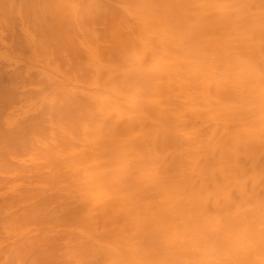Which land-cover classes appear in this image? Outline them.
<instances>
[{
    "label": "bare ground",
    "instance_id": "6f19581e",
    "mask_svg": "<svg viewBox=\"0 0 264 264\" xmlns=\"http://www.w3.org/2000/svg\"><path fill=\"white\" fill-rule=\"evenodd\" d=\"M0 264H264V0H0Z\"/></svg>",
    "mask_w": 264,
    "mask_h": 264
}]
</instances>
